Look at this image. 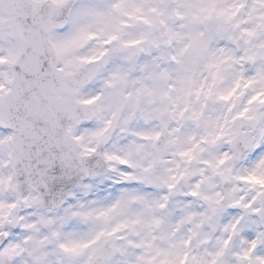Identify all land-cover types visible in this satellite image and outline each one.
<instances>
[{
    "label": "clouds",
    "instance_id": "clouds-1",
    "mask_svg": "<svg viewBox=\"0 0 264 264\" xmlns=\"http://www.w3.org/2000/svg\"><path fill=\"white\" fill-rule=\"evenodd\" d=\"M0 264H264V0H0Z\"/></svg>",
    "mask_w": 264,
    "mask_h": 264
},
{
    "label": "snow or ice",
    "instance_id": "snow-or-ice-1",
    "mask_svg": "<svg viewBox=\"0 0 264 264\" xmlns=\"http://www.w3.org/2000/svg\"><path fill=\"white\" fill-rule=\"evenodd\" d=\"M0 87H2V85H0Z\"/></svg>",
    "mask_w": 264,
    "mask_h": 264
}]
</instances>
